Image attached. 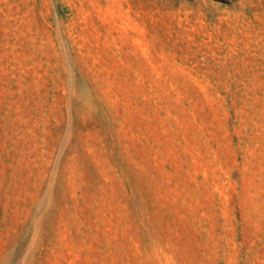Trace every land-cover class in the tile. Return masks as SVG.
Returning <instances> with one entry per match:
<instances>
[{
	"label": "rangeland",
	"instance_id": "374dc122",
	"mask_svg": "<svg viewBox=\"0 0 264 264\" xmlns=\"http://www.w3.org/2000/svg\"><path fill=\"white\" fill-rule=\"evenodd\" d=\"M0 264H264V0H0Z\"/></svg>",
	"mask_w": 264,
	"mask_h": 264
}]
</instances>
